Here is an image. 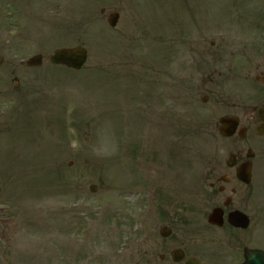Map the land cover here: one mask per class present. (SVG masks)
I'll return each instance as SVG.
<instances>
[{
    "label": "rangeland",
    "instance_id": "374dc122",
    "mask_svg": "<svg viewBox=\"0 0 264 264\" xmlns=\"http://www.w3.org/2000/svg\"><path fill=\"white\" fill-rule=\"evenodd\" d=\"M204 4L205 17L198 8L194 18L175 16L174 32L182 24L197 42L203 34L207 39L196 45L198 52L205 55L213 42L216 56L221 3ZM25 5L27 10H20ZM5 8L20 17L18 25H28L14 34L22 31L29 40L26 47L14 44L1 52L0 264H103L139 234L137 192L151 186L152 176L137 167L140 156L173 155L177 181L190 170L194 176L202 156L220 155L216 130L193 125L196 113L205 112L212 123L218 114L179 97L189 80L184 50L172 71L176 120L173 114L168 122L173 81L153 71L154 64L167 69L168 59H157L153 34L168 17L156 0H0V12ZM111 11L119 13L114 28L106 23ZM76 45L88 51L81 70L48 63L54 49ZM37 53L43 56L40 67L19 66L8 75L10 60L19 65ZM127 74L136 75L135 81ZM192 75L197 79L194 70ZM162 169L156 165L157 179ZM91 184L97 186L94 193L88 191Z\"/></svg>",
    "mask_w": 264,
    "mask_h": 264
},
{
    "label": "flooded vegetation",
    "instance_id": "af4514ba",
    "mask_svg": "<svg viewBox=\"0 0 264 264\" xmlns=\"http://www.w3.org/2000/svg\"><path fill=\"white\" fill-rule=\"evenodd\" d=\"M220 2L233 5L224 12L234 26H220L217 62L200 69L190 90L212 114L220 113V155L204 156L197 174L187 171L179 182L170 162L160 183L153 177L144 231L108 264H242L249 251L264 256V0ZM10 11L0 12V66L2 50L29 40L22 31L14 34L28 25H18L20 17ZM17 70L10 60L7 72ZM214 209L218 224L208 219Z\"/></svg>",
    "mask_w": 264,
    "mask_h": 264
},
{
    "label": "water",
    "instance_id": "95a60500",
    "mask_svg": "<svg viewBox=\"0 0 264 264\" xmlns=\"http://www.w3.org/2000/svg\"><path fill=\"white\" fill-rule=\"evenodd\" d=\"M118 14L112 13L108 16L107 21L110 26H114L117 22ZM87 58L86 50L81 47L76 48H62L53 52L49 57L52 64L65 65L72 69H80L85 63ZM41 57L39 55L31 57L28 61V65L40 64ZM94 188V187H91Z\"/></svg>",
    "mask_w": 264,
    "mask_h": 264
}]
</instances>
